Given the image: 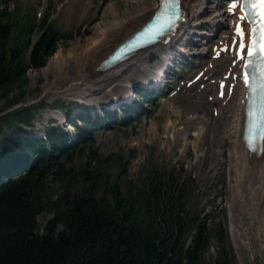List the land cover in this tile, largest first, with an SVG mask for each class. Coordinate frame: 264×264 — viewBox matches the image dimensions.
Returning a JSON list of instances; mask_svg holds the SVG:
<instances>
[{
    "label": "rangeland",
    "instance_id": "rangeland-1",
    "mask_svg": "<svg viewBox=\"0 0 264 264\" xmlns=\"http://www.w3.org/2000/svg\"><path fill=\"white\" fill-rule=\"evenodd\" d=\"M146 2L151 4V0ZM133 3L136 5L135 10L142 8L134 0H74L72 5L69 0H0V8L11 11L14 17H18L17 12L22 9L24 24L34 10L37 21L48 17L52 26L69 35L68 40L60 41L58 50L45 66L39 70H28L29 80L22 87L26 94L18 104H21L20 107L35 106L36 117L34 125L27 127L29 133L45 137L47 126H60L77 137L73 127L67 126L63 120L71 107L75 111L72 117L89 111L91 119L100 123V128L92 135V141H78L73 148L75 154L68 160L63 158L67 168L64 179L53 173L49 175L45 186L46 199H55L57 194L67 188L71 193L92 188L101 196L110 185L118 183L122 193L134 199L140 219L146 221L149 207L144 190L149 179L153 177L155 182L170 178L169 185L175 195H180L185 202L187 214L198 217L207 226L209 247L202 256L203 264H264V216L251 217L243 208V201L235 198L233 193L236 171L230 153L234 147V137L226 134L224 119L209 98L201 107L199 99L203 94L199 86L194 87L190 83L196 79L197 72L208 68L217 42L221 39V36L211 31L215 26L216 9H212L209 3L206 5L201 2L197 6L200 18L190 17L185 39L172 49L173 56L168 60L171 73L163 79L164 84L152 72L156 73L159 63L163 62V55L155 52L148 58L150 63L147 72L151 71L148 81L143 80L146 79L145 74H139L137 69L130 77L124 76L110 87L115 92L120 90L126 97L122 88L129 83V99L96 106L100 99L108 101L110 93H93L94 100L85 101L49 93L48 87L54 82L55 74L50 72L47 77L43 69L50 60L59 52L67 54L85 48L94 35L95 27H101L116 18L110 4L122 17H126ZM205 24H209L206 34L211 35L202 41L205 36L201 32ZM36 38V35L32 36V39ZM182 63L191 66H185V69ZM32 72L38 73L35 81ZM69 83L70 80L64 82ZM140 85L157 89L159 93L148 102H142L132 92ZM20 88L15 87L8 98L16 96ZM214 89L210 92L213 97L217 95ZM7 102L6 98L0 101V116L11 108ZM124 104L131 107L129 115L121 109ZM103 109H121L118 122L105 124ZM133 112L136 114L132 115ZM207 121L218 125L215 140L212 139V130L206 128ZM79 124L84 127L83 123ZM200 129L198 135L196 132ZM92 150L95 152L94 157L90 154ZM233 204L240 218V248L232 231L230 210ZM52 215L49 208L39 215L40 232H43ZM190 238L191 235H188V243Z\"/></svg>",
    "mask_w": 264,
    "mask_h": 264
},
{
    "label": "trees",
    "instance_id": "trees-1",
    "mask_svg": "<svg viewBox=\"0 0 264 264\" xmlns=\"http://www.w3.org/2000/svg\"><path fill=\"white\" fill-rule=\"evenodd\" d=\"M21 11L14 17L0 8V101L6 98L8 107L26 94L22 87L29 80L28 70L45 66L60 41L69 39L48 17L37 21L34 10L24 24ZM15 87H21L20 92L8 98ZM135 93L144 102L156 94L140 86ZM122 109L131 112L126 104ZM73 113L71 107L66 118L77 137L60 126H47L45 137L29 133L35 106L0 116V264H203L209 247L207 226L187 214L185 202L169 185L170 178L149 179L144 190L149 207L146 221L118 183L101 196L92 188L80 193L67 188L55 199H46L49 175L64 179L65 160L75 154L74 146L81 140L92 141L100 128L89 111L76 118ZM103 113L105 124L118 122V113ZM47 208L53 215L40 232L38 217Z\"/></svg>",
    "mask_w": 264,
    "mask_h": 264
},
{
    "label": "bare ground",
    "instance_id": "bare-ground-1",
    "mask_svg": "<svg viewBox=\"0 0 264 264\" xmlns=\"http://www.w3.org/2000/svg\"><path fill=\"white\" fill-rule=\"evenodd\" d=\"M69 1L70 5H72L74 0ZM134 2H138L142 5V8L137 11L135 10V3L130 4L131 9L129 15L126 17H122L114 9L113 4H110V9L116 18L101 27H95L93 31L94 35L89 39L85 48L80 49L78 52H69L67 54L59 52L50 60L48 65L43 69L47 77L50 72L55 74L54 82L49 84L48 87L49 93L78 101H85V99L94 100L93 93L101 92L105 93V95L110 93L108 101H100L103 100L100 99L98 100L99 104H96V106H100V104H114L116 101L120 102L124 99H129V83L128 85L126 84L128 90L126 85L122 88L125 90L126 97H124V94L120 90L115 92L110 90V87L124 76L130 77L137 69L139 74L141 72L145 74L144 78L146 79H142L145 82L148 81L147 79L151 75V71L147 72L150 55L154 52L161 53L164 60L173 56L172 49L177 43L185 39L186 27L190 17L194 16L198 19L201 16V13L197 10V6L201 2L206 3V5L209 3L212 9H216L215 26L212 27L213 29L211 26L209 28H211L212 33L214 32L215 35L221 36V39L217 42L210 65L208 68L197 72L196 79L192 81V85L194 87L199 86L198 88L203 94H199L202 95L199 99L201 107L205 104L206 98H209L218 114L224 119L223 127L226 134L234 137V147H232L230 153L236 171L234 175L235 184L233 185L234 197L243 201V208L247 210L251 217L254 215L259 216L260 214L264 216V149L260 154L257 151L251 152L243 138L248 88L245 86L243 79L245 71L244 61L237 57L239 37L235 36V32L238 18L244 13L239 9L235 12L229 11V6L233 0H184V18L173 36L164 38L162 42L155 46L138 51L129 59L114 67L99 69L103 60L114 48L147 22L161 5L160 0H151V4H148L146 0H134ZM237 2L239 3L240 0H237ZM208 25L205 24L201 32L205 36L202 40L201 35L202 41L207 40L208 36L211 35L209 33L206 34ZM245 26L247 27V24ZM150 67L152 70L151 65ZM162 67L163 64L160 63L157 69L160 71ZM152 72L159 80L158 73H154L153 70ZM31 75L35 81L38 73L32 72ZM66 80H70V83L64 84ZM223 81L226 82L225 87L221 86V82ZM213 87L217 93L216 96L214 95L215 97L210 95ZM221 90L224 91L222 96L220 95ZM108 91L113 93L112 98L111 92ZM205 124L206 128L212 130V139L215 140L218 125L210 124L208 121ZM196 133L200 135L201 129L197 130ZM234 206V204L231 205L230 210L232 215V231L235 241L240 248V218Z\"/></svg>",
    "mask_w": 264,
    "mask_h": 264
},
{
    "label": "snow or ice",
    "instance_id": "snow-or-ice-1",
    "mask_svg": "<svg viewBox=\"0 0 264 264\" xmlns=\"http://www.w3.org/2000/svg\"><path fill=\"white\" fill-rule=\"evenodd\" d=\"M183 0H160L161 8L150 33L163 34L173 29L183 18ZM239 9L235 36L239 37L237 57L244 61V84L249 90L246 140L255 151V145H264V0H237L229 6L230 12ZM245 22V23H241ZM247 24V27L245 26ZM235 40V37H234Z\"/></svg>",
    "mask_w": 264,
    "mask_h": 264
},
{
    "label": "water",
    "instance_id": "water-1",
    "mask_svg": "<svg viewBox=\"0 0 264 264\" xmlns=\"http://www.w3.org/2000/svg\"><path fill=\"white\" fill-rule=\"evenodd\" d=\"M20 106H21V104L14 105L13 107L9 108L8 110H6L5 112H3L2 114H6L8 112L14 111V110L18 109Z\"/></svg>",
    "mask_w": 264,
    "mask_h": 264
}]
</instances>
